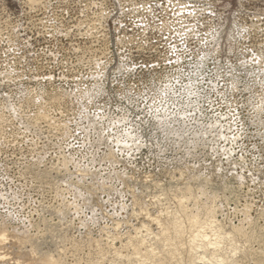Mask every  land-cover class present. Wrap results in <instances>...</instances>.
<instances>
[{"label":"rangeland","instance_id":"rangeland-1","mask_svg":"<svg viewBox=\"0 0 264 264\" xmlns=\"http://www.w3.org/2000/svg\"><path fill=\"white\" fill-rule=\"evenodd\" d=\"M0 264H264V0H0Z\"/></svg>","mask_w":264,"mask_h":264},{"label":"bare ground","instance_id":"bare-ground-1","mask_svg":"<svg viewBox=\"0 0 264 264\" xmlns=\"http://www.w3.org/2000/svg\"><path fill=\"white\" fill-rule=\"evenodd\" d=\"M198 235V234H197ZM202 235V234H201ZM199 236H200V234H199ZM195 237H197V236H195ZM204 237L206 238V239H208V237L206 236V234H204ZM203 238V237H202ZM205 239L203 238V241H204ZM205 242H206V240H205ZM203 247L205 248V246H209V245H213L212 243H211V241H208V242H206V243H204L203 242Z\"/></svg>","mask_w":264,"mask_h":264}]
</instances>
